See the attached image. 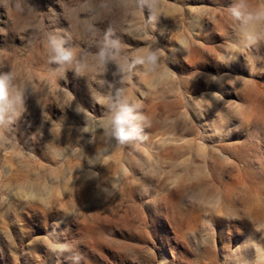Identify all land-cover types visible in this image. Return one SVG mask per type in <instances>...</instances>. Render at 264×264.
<instances>
[{
    "label": "rangeland",
    "instance_id": "obj_1",
    "mask_svg": "<svg viewBox=\"0 0 264 264\" xmlns=\"http://www.w3.org/2000/svg\"><path fill=\"white\" fill-rule=\"evenodd\" d=\"M233 6L264 13V0H0L15 101L0 122V264H264V19ZM53 37L71 61L52 60ZM115 99L138 116L123 143Z\"/></svg>",
    "mask_w": 264,
    "mask_h": 264
},
{
    "label": "clouds",
    "instance_id": "obj_2",
    "mask_svg": "<svg viewBox=\"0 0 264 264\" xmlns=\"http://www.w3.org/2000/svg\"><path fill=\"white\" fill-rule=\"evenodd\" d=\"M137 3L144 7L148 5V7H152L156 0H137ZM231 13L234 18L237 20H241L244 24H248L249 21L256 19H264V13L257 14L254 17L252 14L242 13L239 6H233L230 8ZM118 45L119 41H109L107 37L105 38V46L102 47L98 56L101 61L104 63H108L109 61H114L118 53ZM111 48V51L108 49ZM51 53L52 60L54 62H69L73 58V53L66 49L63 46V41L58 40L53 37L51 40ZM146 61L148 64H155L157 61V56L155 53H150ZM136 63H145L144 59H139ZM9 79L8 75H0V122L5 120L6 115L10 114L14 107V99L9 97ZM138 120V116L134 113V109L122 103L119 99H115L111 105V128L112 135L121 143L127 141L129 139L135 138L138 132V126L136 121ZM13 121H10L12 123Z\"/></svg>",
    "mask_w": 264,
    "mask_h": 264
}]
</instances>
